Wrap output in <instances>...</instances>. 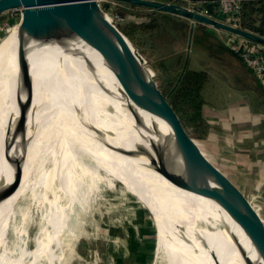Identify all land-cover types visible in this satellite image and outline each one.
I'll list each match as a JSON object with an SVG mask.
<instances>
[{
  "label": "bare ground",
  "instance_id": "6f19581e",
  "mask_svg": "<svg viewBox=\"0 0 264 264\" xmlns=\"http://www.w3.org/2000/svg\"><path fill=\"white\" fill-rule=\"evenodd\" d=\"M17 25L2 37L7 38L0 52V189L11 182L8 160L22 137L18 112L24 100L15 59ZM25 54L32 97L24 128L31 140L20 186L10 196L16 209L23 200L40 197L44 226L41 237L27 249L21 240L22 226L15 222L11 233L17 234V240L12 248L6 235L14 219L10 197L2 200L0 264H36L41 258L58 264L56 259L61 257L55 250L61 246L60 235L68 217L85 213L90 191L111 168L109 158L105 165L99 157L102 147L144 148L148 134L135 127L126 103L96 83L98 78L113 91L117 89L98 55H90L97 67L94 75L82 61L45 46L31 43ZM119 155L125 163V167L117 164L119 170L136 183L157 229L154 254L160 263L245 264L244 258L252 254L220 206L175 186L143 155ZM29 216V210L21 213L20 223Z\"/></svg>",
  "mask_w": 264,
  "mask_h": 264
},
{
  "label": "water",
  "instance_id": "95a60500",
  "mask_svg": "<svg viewBox=\"0 0 264 264\" xmlns=\"http://www.w3.org/2000/svg\"><path fill=\"white\" fill-rule=\"evenodd\" d=\"M104 1L162 11L264 46V36L223 22L210 15V11L202 13L165 0ZM14 8L22 9L15 35V59L24 100L18 112L22 137L14 156L8 158L12 179L0 189V202L19 188L31 140L24 128L32 97L27 47L34 43L51 48L63 57L82 61L94 75L97 67L90 55L96 54L113 76L117 89L113 91L98 78L96 83L107 94L126 103L135 127L148 134L147 147L136 145L133 151L109 147L128 156L143 155L153 169L175 186L220 206L258 252V261L246 256L245 264H264L263 197L243 189L189 133L143 57L109 21L97 0H0V13ZM19 100L17 97L18 104Z\"/></svg>",
  "mask_w": 264,
  "mask_h": 264
},
{
  "label": "rangeland",
  "instance_id": "374dc122",
  "mask_svg": "<svg viewBox=\"0 0 264 264\" xmlns=\"http://www.w3.org/2000/svg\"><path fill=\"white\" fill-rule=\"evenodd\" d=\"M178 2L186 3L184 0ZM21 12V8H14L0 13V38L19 23ZM172 30L177 31V34L181 36V38L179 37L180 41L186 35V55L190 54L192 57L195 54V56L202 57V60H204L206 57L216 55V52H218L217 46H207L209 45L207 42L208 33H200L196 29L186 32V29L177 26L173 27ZM138 35V32H136L135 40H130V42L143 57L145 64L151 69L153 77L161 89L160 84L163 69L160 65H157L156 67L161 73L158 74L149 65L148 60V58H151L156 63L158 57L155 54L160 49H152L150 41H155L160 48L165 50V47H161V45L163 43L169 44L171 36L168 32L167 34L158 33L151 40L148 36L140 37L139 35V38H137ZM6 38L4 37L0 40V52ZM165 46L166 49L169 48L167 45ZM166 63L170 62L167 61ZM199 144L204 149L206 148L205 150L209 156L233 178L234 172L232 168L222 165L215 158V155H218L221 149L206 146L200 142ZM231 150L234 152V149ZM99 157L104 160L103 164L105 165L110 159L109 164H111V168L106 171L107 174L105 176H100L99 181L96 182L95 187L90 191L85 213H72L68 217L60 235V238H62L60 239V249L57 248L55 250L57 255L61 257L60 260L56 259V262L58 264H162L154 254L157 229L145 207L143 197L136 183L124 175L117 166L118 164L120 167H125L124 160L120 158L117 151L112 150L107 145L102 147ZM252 167L248 165L244 168L242 167L245 170V173L242 174L245 178L253 179L250 174ZM9 173L12 174L11 169H9ZM257 194L264 197V193L261 190L258 191L257 189ZM9 197L14 219L10 222L9 231L6 235L13 248V244L17 240V234H12L11 231L13 224L16 222V226H22L23 229L21 233L23 245H26L25 247L30 249L34 245V240L41 237L42 233L40 232L44 226L39 206L40 197H37L36 200H23L19 203L18 209H16L15 200L11 196ZM27 210H29L31 217L29 216L26 221L22 222V225L20 223L21 213ZM21 240L19 241L20 244L22 243ZM36 264H49V262L41 258Z\"/></svg>",
  "mask_w": 264,
  "mask_h": 264
},
{
  "label": "crops",
  "instance_id": "0c3cea01",
  "mask_svg": "<svg viewBox=\"0 0 264 264\" xmlns=\"http://www.w3.org/2000/svg\"><path fill=\"white\" fill-rule=\"evenodd\" d=\"M184 1L186 3H179L199 12L203 9L207 13L212 7L211 0ZM208 5H210L209 8ZM114 9L125 17L124 23L148 21L153 16L157 21L164 17L169 22V29L167 28L164 31L152 30L151 32L139 33L140 37L148 36L149 39L158 33L167 34L168 32L171 36L169 44L163 43L164 45H161V47H165V50L151 39L152 49L160 50H157V54H155L158 57L156 63L148 58L149 65L154 67L158 74L161 73L157 69V65L167 66L172 76L181 67L205 74L200 94L203 100L201 114L206 123L207 132L204 138L196 139L206 146L221 149L219 154L215 155V158L222 165L232 168L233 178L243 189L252 193H257L258 189V191L261 190L264 193V92L251 70L227 46V33L202 24L192 23L181 17L165 15L164 12L158 10L122 4H116ZM172 26L174 28L176 26L184 28L186 32L196 29L197 32L208 33L207 42L209 45L207 46H217L218 52H216V55L206 57L204 60H202V57L195 56V54L192 57L190 54L186 55V35H182L184 38L180 41L179 37L181 38V36L177 34V31L172 30ZM139 35L137 38H139ZM165 45L169 48L166 49ZM167 61L170 63L167 64ZM231 149H234L235 153ZM246 165L253 166L250 171L253 179L245 178L242 175L245 173L243 168ZM235 225L238 227L236 223ZM237 231L246 246L248 245L247 248L252 254L250 258L258 261L259 255L256 249L239 227Z\"/></svg>",
  "mask_w": 264,
  "mask_h": 264
},
{
  "label": "trees",
  "instance_id": "16d2710c",
  "mask_svg": "<svg viewBox=\"0 0 264 264\" xmlns=\"http://www.w3.org/2000/svg\"><path fill=\"white\" fill-rule=\"evenodd\" d=\"M240 1L241 9L237 15V24L246 30L264 36V0ZM211 2L210 15L217 17L216 6L218 0H211ZM155 14L157 15V13ZM168 25L169 22L164 17L160 18V21H157L153 16L148 21L138 23L129 21L127 23H120L117 27L129 40H135L136 32L139 34L145 31L151 32L152 30L164 31L168 28ZM152 68L155 70L154 67ZM162 69L163 75H161L160 84L162 93L167 96L169 103L189 133L195 138H204L207 126L201 114L203 100L200 90L202 82L205 79V74L181 67L172 76L167 66H162Z\"/></svg>",
  "mask_w": 264,
  "mask_h": 264
},
{
  "label": "built area",
  "instance_id": "2783aa9c",
  "mask_svg": "<svg viewBox=\"0 0 264 264\" xmlns=\"http://www.w3.org/2000/svg\"><path fill=\"white\" fill-rule=\"evenodd\" d=\"M165 1L178 2L179 0ZM97 3L112 24L117 26L118 24L125 22V17L114 9L116 3L104 0H97ZM240 9V0H218V16L215 18L239 26L236 20ZM200 12L206 13V10L202 9ZM226 44L251 70L264 92V46L250 42L233 34H227Z\"/></svg>",
  "mask_w": 264,
  "mask_h": 264
}]
</instances>
